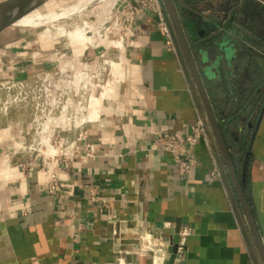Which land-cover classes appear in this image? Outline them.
<instances>
[{
  "label": "crops",
  "instance_id": "1",
  "mask_svg": "<svg viewBox=\"0 0 264 264\" xmlns=\"http://www.w3.org/2000/svg\"><path fill=\"white\" fill-rule=\"evenodd\" d=\"M87 1L48 0L40 7L56 17L71 8L68 19L99 22L134 2ZM176 2L201 45L202 78L209 88L219 79L220 94L228 93L219 106L231 110L239 103L233 87L244 88V105L226 123V142L243 156L250 151L244 190L264 242V115L257 127L255 95L248 119V92H264V0ZM168 39L157 12L137 14L119 53L110 56V86L99 114L83 135L80 128L65 132L55 154L43 149L26 156L18 144L27 120L0 111V264H165L178 226L189 227L190 234L174 264H256L207 134L188 175L177 171L172 152L160 148L161 135L186 136L201 119ZM97 46L50 32L46 24L11 25L0 32V81L52 71L59 72L58 88L75 84L77 76L92 85L102 62Z\"/></svg>",
  "mask_w": 264,
  "mask_h": 264
},
{
  "label": "rangeland",
  "instance_id": "2",
  "mask_svg": "<svg viewBox=\"0 0 264 264\" xmlns=\"http://www.w3.org/2000/svg\"><path fill=\"white\" fill-rule=\"evenodd\" d=\"M95 2L98 3L100 0L91 1V3ZM36 13L52 14V12L44 10L43 7L36 9L30 14L36 15ZM183 15L184 13L182 16ZM120 16L121 12L114 8L112 12L109 13L107 18L99 22H95L93 20L75 22L74 20L68 19V17H61L57 15L56 18L45 23L50 32H54L55 34H65L72 41L79 40L86 43V45H98V56H102V62L97 71L99 80H96L95 77H93L92 85L85 87L83 82L78 81L79 78L77 76L76 83L72 85L73 92L70 94L71 97L67 98L68 96H64V102L59 107H54L57 104V102H54V99L56 98L55 96L58 95L56 91L57 89L55 90V88L51 87L47 101L49 105L54 107V109L50 107L53 112L50 114V116H48V118H44L47 120L44 131L41 125H37L39 121L43 122V119L39 117L41 115V109L37 107L36 103L31 97V94L26 99L28 102H26V100L20 101L19 98H21L22 94H20L19 90H12L11 92H8L6 90L0 89V111L3 112L1 109V106H3L2 101L12 98L13 103L8 109L10 116H15L18 114L20 115L18 116L19 118L22 116V119L27 120L22 131L24 141L21 144H18L19 150L28 154L26 156L34 157L38 152H41V149H46V144L42 146L40 143H38L39 139L42 138H45V140L49 139V142L47 143V152L52 154L57 153L58 148L52 144L57 143L58 146L61 143H64L65 132L73 130L71 128L73 127L74 123V114L79 116L77 118V121L79 120L77 124L80 123V120L83 122L92 121L94 117L99 114L100 103L106 94L107 88L110 86L108 82L109 74L111 72L110 69L107 73H105L112 63V58L110 56H117L115 53H119V50L123 46L124 42V38L122 36L126 34L125 17L121 16V18H119ZM52 24H54L55 28H52ZM84 27H90L93 33L91 37L85 38L83 35H81V29ZM68 78L70 80L74 79L73 77ZM71 84L72 83H66L64 86H71ZM60 89H62V87ZM24 94L25 93H23V96ZM15 97L18 98L14 100ZM19 108H22V110L20 111ZM85 115L87 117H84ZM17 120L18 122H21L20 119ZM88 123H85L83 127H80L82 130L81 133H84ZM234 152L235 161L239 170H241L243 164L242 160L245 158V155L243 156L242 152L239 154L237 150Z\"/></svg>",
  "mask_w": 264,
  "mask_h": 264
},
{
  "label": "water",
  "instance_id": "3",
  "mask_svg": "<svg viewBox=\"0 0 264 264\" xmlns=\"http://www.w3.org/2000/svg\"><path fill=\"white\" fill-rule=\"evenodd\" d=\"M47 1L48 0H4L0 2V32L7 27L16 24L19 19L32 13L40 6L44 5ZM159 3L167 20L170 34L181 58L183 67L189 78L191 87L194 92L195 100L198 104L200 116L206 130V134L211 141L219 170L225 181L231 200L233 202V206L241 222V226L252 252L253 259L256 264H261L260 259L262 264H264V242L257 226L254 212L244 190L248 180L250 151H247L245 155L240 173L236 161L228 147L226 139L221 131L220 125L212 109V105L210 103L202 75L196 65V62L188 45L175 0H159ZM263 115L264 107L261 110V114L257 122V127L260 125ZM236 195L238 197V200ZM238 201L240 204L238 203ZM240 206L248 220V224L258 253H256L252 245L250 235L243 220ZM179 231L180 226L175 229L173 249L165 264H174L175 262L178 251V242L180 239Z\"/></svg>",
  "mask_w": 264,
  "mask_h": 264
},
{
  "label": "built area",
  "instance_id": "4",
  "mask_svg": "<svg viewBox=\"0 0 264 264\" xmlns=\"http://www.w3.org/2000/svg\"><path fill=\"white\" fill-rule=\"evenodd\" d=\"M118 10L121 12V16L125 17V24H126V34L122 36L125 38V36L131 31V24L134 20V18L137 16V14L140 11L145 10H152L158 13L159 15V27L161 31L169 36L168 43L173 44V39L170 34L169 26L167 23V20L165 18V15L162 11V8L160 6L159 0H134V2H129L127 4L126 8H118ZM121 16L119 18H121ZM63 72V71H62ZM73 84L62 86V89L59 87V72H52V71H44L37 73L33 78L31 79H23V80H5L0 81V89L6 90L8 92H11L12 90H19L20 94H22L20 101H25L29 95L31 94L32 99L36 103L37 107L41 109V115L39 116L41 119H43V122L37 123V125H41L43 128L46 127L47 120L44 118H48L50 114L53 112L52 109L54 107H59L64 102V96H68L67 98L71 97L70 94L73 92ZM51 87L55 88L58 95H56L54 102H57L56 106H51L48 104V96L50 94ZM86 87V86H85ZM23 93L24 96H23ZM18 97H15L14 100H16ZM1 99V98H0ZM1 102V101H0ZM26 102H28L26 100ZM13 100L12 98L6 99L5 101H2L3 106H1V109L3 112H8L9 107L12 105ZM50 107L52 109H50ZM87 112V111H86ZM74 116V123L73 127L71 129H77L80 127H83L85 123H88L89 121L83 122L80 120V123H78L76 114ZM84 117H87L86 115ZM82 118V117H80ZM39 120V119H38ZM46 123V124H45ZM206 130L203 124L202 119L197 120L191 127V130L189 134L186 136H180L177 134H170V135H161L158 139L160 148L165 151L172 152L174 154V158L177 164V171L180 174L188 175L193 172L197 165V155H196V146L198 142L205 136ZM40 135V134H39ZM38 135V136H39ZM83 135V133H81ZM42 138V137H40ZM49 142V139L42 138L39 139V142L42 146L46 144L45 152L52 154L50 152H47V143ZM54 146H57L56 144H52ZM43 151L42 149L40 150ZM213 174H218V168H214ZM57 188V179L55 174H53L52 180L50 182V189L54 191ZM190 234V228L187 226H184L180 228L179 231V242H178V251L182 252L184 249V244L187 239V237ZM168 257L170 255V252H168ZM167 257V258H168Z\"/></svg>",
  "mask_w": 264,
  "mask_h": 264
},
{
  "label": "flooded vegetation",
  "instance_id": "5",
  "mask_svg": "<svg viewBox=\"0 0 264 264\" xmlns=\"http://www.w3.org/2000/svg\"><path fill=\"white\" fill-rule=\"evenodd\" d=\"M175 3H176V6H177V2L175 0ZM178 8V6H177ZM179 11V10H178ZM181 18V17H180ZM182 21V20H181ZM182 25H183V29H184V32H185V35H186V39H187V42H188V45L190 47V50L192 52V55H193V58L196 62V65L199 69L200 72L203 73V65L205 62L202 61L201 59V51H202V48H201V45L197 42V38H196V34H195V31L192 30V28L188 27L185 23H183L182 21ZM259 61L261 62L262 60L259 59ZM219 63L217 64V67L218 69H216V72H218V70L220 71V66H218ZM204 81V85L206 87V90H207V93H208V96H209V100H210V103L212 105V109L214 111V114L216 116V119L220 125V128H221V131L227 141V137H226V123L227 121L231 120L230 118H232L234 115L233 113H237L236 111H240L239 109L244 105L243 104V101L241 100L242 99V95H244L243 91H244V88H241V87H233L232 91L233 93H236V95L239 97V103H231V110H224V108H222L221 106H219V103L221 105H223L224 103H226V101H220L221 99H219L221 96L225 97L227 100H228V93H225L222 95L220 94V87H222L220 85V82H219V79H213L211 80L212 83H213V86L212 88L210 87L209 88V85L205 82V79H203ZM211 83V84H212ZM261 88H259L257 90L256 93L254 94H250L248 92V119H249V113H250V98L253 97V95H255V97H258V100H260V103H259V106H258V112L260 113L261 110H262V107H263V98H264V92H262V90H260ZM228 102V101H227ZM242 103V104H241ZM241 106V107H240ZM258 113V114H259ZM206 114V112H205ZM235 116V115H234ZM207 118V117H206ZM242 121H244L245 119L243 117L240 118ZM252 130V123H249L248 121V139H249V135H250V132ZM229 144V143H228ZM235 150L232 149V155L235 159ZM237 164V163H236ZM238 167V166H237ZM239 169V168H238ZM240 173H241V170H239Z\"/></svg>",
  "mask_w": 264,
  "mask_h": 264
},
{
  "label": "bare ground",
  "instance_id": "6",
  "mask_svg": "<svg viewBox=\"0 0 264 264\" xmlns=\"http://www.w3.org/2000/svg\"><path fill=\"white\" fill-rule=\"evenodd\" d=\"M91 1H93V0H88L87 2H91ZM74 12H75L74 9L69 8L67 10L62 11L60 15L63 17L64 16L65 17H73ZM54 18H56V16L54 14H48V15L29 14V15H26V16L22 17L21 19H19L16 24L22 25V26H39L41 24H45V23L51 21ZM52 26H54V24H52ZM58 26H59V24H58ZM79 34H80V32H79ZM92 34L93 33H92V30L90 29V27L89 28L84 27L81 29V35H83L85 38L91 37Z\"/></svg>",
  "mask_w": 264,
  "mask_h": 264
},
{
  "label": "trees",
  "instance_id": "7",
  "mask_svg": "<svg viewBox=\"0 0 264 264\" xmlns=\"http://www.w3.org/2000/svg\"><path fill=\"white\" fill-rule=\"evenodd\" d=\"M243 160H244V158H243ZM243 160H242V162H243ZM249 167H250V163H249ZM248 178H249V168H248Z\"/></svg>",
  "mask_w": 264,
  "mask_h": 264
}]
</instances>
